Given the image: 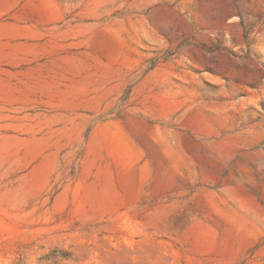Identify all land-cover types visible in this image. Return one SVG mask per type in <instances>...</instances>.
<instances>
[{
	"label": "rangeland",
	"instance_id": "obj_1",
	"mask_svg": "<svg viewBox=\"0 0 264 264\" xmlns=\"http://www.w3.org/2000/svg\"><path fill=\"white\" fill-rule=\"evenodd\" d=\"M0 264H264V0H0Z\"/></svg>",
	"mask_w": 264,
	"mask_h": 264
}]
</instances>
